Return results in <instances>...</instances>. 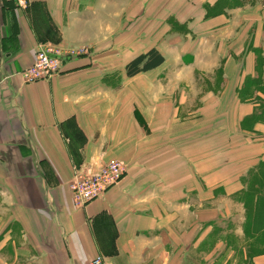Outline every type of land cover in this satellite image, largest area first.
<instances>
[{
  "label": "crops",
  "instance_id": "0c3cea01",
  "mask_svg": "<svg viewBox=\"0 0 264 264\" xmlns=\"http://www.w3.org/2000/svg\"><path fill=\"white\" fill-rule=\"evenodd\" d=\"M43 43L89 49L26 82ZM263 110L261 0H0V264H264Z\"/></svg>",
  "mask_w": 264,
  "mask_h": 264
},
{
  "label": "built area",
  "instance_id": "2783aa9c",
  "mask_svg": "<svg viewBox=\"0 0 264 264\" xmlns=\"http://www.w3.org/2000/svg\"><path fill=\"white\" fill-rule=\"evenodd\" d=\"M18 7L26 8L30 0H10ZM87 47H69L61 44L43 43L36 51L34 62L23 70L26 82L49 79L62 71L64 61L88 53ZM126 173L123 161L114 159L91 172L76 170L69 182L75 206L82 207L88 202L102 197L109 188L118 184ZM88 264H114L101 254Z\"/></svg>",
  "mask_w": 264,
  "mask_h": 264
},
{
  "label": "trees",
  "instance_id": "16d2710c",
  "mask_svg": "<svg viewBox=\"0 0 264 264\" xmlns=\"http://www.w3.org/2000/svg\"><path fill=\"white\" fill-rule=\"evenodd\" d=\"M261 2L264 5V0H261ZM164 61H165L164 55L159 51L158 48L153 46L149 48L146 52L141 53L140 55L134 57L127 63L126 74L129 77L135 76L140 72L149 71L162 65ZM254 182H256L257 184H264V180L262 181V183H258V181L256 180L253 181L252 183L254 184ZM251 190L254 191V193H261L262 191L260 190L264 191V186L253 188Z\"/></svg>",
  "mask_w": 264,
  "mask_h": 264
},
{
  "label": "rangeland",
  "instance_id": "374dc122",
  "mask_svg": "<svg viewBox=\"0 0 264 264\" xmlns=\"http://www.w3.org/2000/svg\"><path fill=\"white\" fill-rule=\"evenodd\" d=\"M189 60V58H187L186 57V60L185 61H188ZM183 91L181 92V93H178V92H175L174 94H172V97L175 99V97L177 96L178 97V100H180V98L183 96ZM170 96V94H167L166 93V95H165V98H168ZM251 96H254V94H252ZM240 97H241V99H247L248 98V96H246V93H241L240 94ZM169 99V98H168ZM164 99H162V101H163ZM264 169H263V172H262V174H257L258 176L256 177V181H258V183H262V181L264 180L263 178V176H264ZM263 179V180H262ZM260 191H263V190H260ZM250 192V191H249Z\"/></svg>",
  "mask_w": 264,
  "mask_h": 264
}]
</instances>
